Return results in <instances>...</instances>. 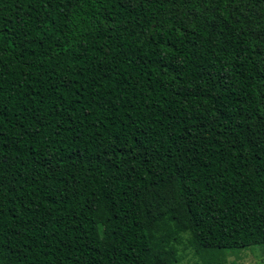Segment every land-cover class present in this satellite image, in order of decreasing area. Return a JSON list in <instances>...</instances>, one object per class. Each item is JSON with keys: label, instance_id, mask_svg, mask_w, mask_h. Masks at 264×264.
I'll return each instance as SVG.
<instances>
[{"label": "trees", "instance_id": "1", "mask_svg": "<svg viewBox=\"0 0 264 264\" xmlns=\"http://www.w3.org/2000/svg\"><path fill=\"white\" fill-rule=\"evenodd\" d=\"M254 246L264 0H0V264Z\"/></svg>", "mask_w": 264, "mask_h": 264}, {"label": "rangeland", "instance_id": "2", "mask_svg": "<svg viewBox=\"0 0 264 264\" xmlns=\"http://www.w3.org/2000/svg\"><path fill=\"white\" fill-rule=\"evenodd\" d=\"M188 262H196V258L189 252L178 264H188ZM228 264H264V248L254 246L252 249L229 253Z\"/></svg>", "mask_w": 264, "mask_h": 264}]
</instances>
